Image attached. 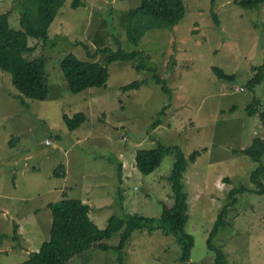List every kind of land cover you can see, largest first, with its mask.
<instances>
[{"label": "rangeland", "instance_id": "1", "mask_svg": "<svg viewBox=\"0 0 264 264\" xmlns=\"http://www.w3.org/2000/svg\"><path fill=\"white\" fill-rule=\"evenodd\" d=\"M184 1L186 14L178 25L147 31L137 47L128 37L127 20L140 0H66L50 27L49 40L29 38L35 51L25 55L28 60L46 59L44 100L21 95L11 76L0 70V264L24 260L21 242L11 240V215L61 200L62 188L69 199L90 206V218L100 230L112 216L137 214L159 220V201L173 203L168 176L175 155H167L149 176L136 175L134 169V150L159 144L179 147L187 157L201 152L183 178L190 215L185 231L194 238L189 261H180L176 237L157 231L136 232L123 261L116 249L118 235L106 241L112 247L108 251L93 248L65 264H214L215 253L206 242L224 208L226 227L213 242L227 264H264V195L251 180L252 173L264 166V154L254 162L242 153L254 139L264 138L260 114L246 109L256 96L258 111L264 112V82L253 90L245 87L256 74L254 69L264 63V2L246 9L237 4L241 0H217L218 25L211 15V0ZM16 2L0 0V14L11 11L8 24L15 30L20 29ZM104 48L142 51L151 61L142 71L136 70L138 61L111 63L104 86L71 92L60 67L63 57L70 53L83 61L93 57L104 62L106 56L97 54ZM213 67L237 79H220ZM154 71L167 81L171 99L154 81ZM135 80L145 82L126 91L124 86ZM166 105V113L160 115ZM77 112L86 119L70 131L63 116ZM122 150L133 157L125 185L118 170ZM60 165L68 166L66 181L54 176ZM234 189L243 192L232 197ZM121 190L126 191L125 210L119 202ZM42 215L33 247L48 235Z\"/></svg>", "mask_w": 264, "mask_h": 264}, {"label": "trees", "instance_id": "2", "mask_svg": "<svg viewBox=\"0 0 264 264\" xmlns=\"http://www.w3.org/2000/svg\"><path fill=\"white\" fill-rule=\"evenodd\" d=\"M66 0H18L14 10L20 11V29H12L8 24L11 11L0 14V70L11 76L13 86L25 97L44 100L48 93L46 59H26L25 55L35 51L29 45V38L49 40V30L56 19L59 10ZM264 0H241L237 4L246 9L254 8L262 4ZM217 0H211V15L216 24L219 19L214 12ZM77 4H72L75 8ZM186 6L184 0H140L137 8L132 9L127 20V34L130 41L139 46L147 31L151 29L172 30L185 17ZM86 48V46H85ZM97 54L106 56L104 62L93 60L83 61L73 54H66L60 62L63 76L67 79L71 92H79L90 87H101L110 78L108 65L114 62L138 61L137 71L146 70L151 58L142 51L128 53L122 48L112 51L104 48ZM96 56V55H94ZM215 75L227 81H235L236 75H229L219 67H213ZM256 74L247 82L245 87L253 90L264 82V63L254 69ZM153 79L162 91L171 99V88L166 80L162 79L155 71L151 72ZM145 80H135L124 86L126 91L139 88ZM260 99L254 96L246 107L250 114L259 113L264 122V112L258 111ZM167 105L161 110L165 114ZM64 122L70 131L86 119L82 112H77L71 117L64 114ZM157 123V122H156ZM154 123L153 125H155ZM174 153L175 161L168 180L172 184L173 203L160 200L162 214L159 220L147 218L137 214H126L124 217L112 216L108 219L106 229L100 230L90 218V206L79 199L63 198L52 203L49 208L52 213V227L50 240L42 244L39 251L30 253L25 261L15 264H65L72 257L87 252L92 248L108 251L112 247L106 243L116 236H121L119 246L121 261L125 258V250L136 232L152 234L160 231L165 236H174L181 246L180 261H189L194 248V238L185 231L188 224L189 203L188 194L184 190L183 178L189 166L194 164L200 156V151H195L188 157L179 147H167L161 144L155 149H140L136 152V168L143 176L154 173L162 164L164 158ZM242 153L250 157L254 162H260L264 154V138H256L252 145ZM119 178L122 182L123 167L118 164ZM54 176L63 178L65 169L60 165L54 172ZM264 166H259L251 175L252 182L259 189L258 194L264 195ZM243 192V189L232 190L230 196ZM126 197L121 190L119 202L125 210ZM228 209L224 208L219 214L214 230L207 239V249L215 253L214 264H227L224 252L214 245V237L226 227ZM13 240L16 241V228L13 232Z\"/></svg>", "mask_w": 264, "mask_h": 264}, {"label": "crops", "instance_id": "3", "mask_svg": "<svg viewBox=\"0 0 264 264\" xmlns=\"http://www.w3.org/2000/svg\"><path fill=\"white\" fill-rule=\"evenodd\" d=\"M134 152H135V157H136L137 150H134ZM119 156H120V159H119L118 164H120L123 167L122 184L125 185L131 175V170H129V167H130V161L132 162L133 157L130 154V151L128 152L127 150L120 151ZM135 163H136V158H135ZM64 169H65V176L63 177V179L66 181L69 178L70 172H69L68 166H64ZM134 169H136L135 174L137 175L139 171L136 168V164H135ZM66 190H67L66 188L65 189L62 188L58 191L61 200L63 198H68ZM125 193L126 191L124 192V194ZM81 201L84 203V200H81ZM52 203H55V202H51V201L45 202L43 206H41L39 209L34 210V212L28 208L26 210H20L18 213H14V216L11 215L10 221H12L13 229L16 228V241L13 240V232H12L11 240L12 242H21V247H22L21 250L24 252L23 261L29 258V255L31 252L39 251L42 244L50 240V231L52 227V213L49 208V205ZM42 209L44 211H42ZM41 213L43 214L42 218H46V221L48 222V225H49L48 226L46 224V228H48V232H47L48 235H46V241L42 242V244L39 247H33V242L35 241V239L36 240L38 239V220H39V216ZM3 214L4 215L6 214V216L9 215L6 209L3 210ZM0 251H3V249H0Z\"/></svg>", "mask_w": 264, "mask_h": 264}, {"label": "built area", "instance_id": "4", "mask_svg": "<svg viewBox=\"0 0 264 264\" xmlns=\"http://www.w3.org/2000/svg\"><path fill=\"white\" fill-rule=\"evenodd\" d=\"M236 90H243V88L239 87V86H236ZM47 143H50V141H48ZM136 189H137V187H136Z\"/></svg>", "mask_w": 264, "mask_h": 264}]
</instances>
